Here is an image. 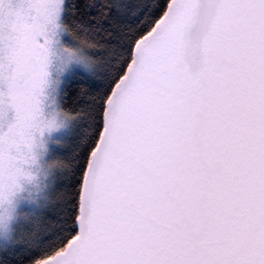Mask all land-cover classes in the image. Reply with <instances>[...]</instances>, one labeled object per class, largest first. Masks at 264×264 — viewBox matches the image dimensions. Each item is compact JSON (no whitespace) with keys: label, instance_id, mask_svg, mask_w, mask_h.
<instances>
[{"label":"snow or ice","instance_id":"1","mask_svg":"<svg viewBox=\"0 0 264 264\" xmlns=\"http://www.w3.org/2000/svg\"><path fill=\"white\" fill-rule=\"evenodd\" d=\"M74 80L86 111L66 107ZM10 253L264 264V0H0Z\"/></svg>","mask_w":264,"mask_h":264},{"label":"trees","instance_id":"2","mask_svg":"<svg viewBox=\"0 0 264 264\" xmlns=\"http://www.w3.org/2000/svg\"><path fill=\"white\" fill-rule=\"evenodd\" d=\"M130 2H147V0H130ZM153 4H155L156 0H151ZM95 59V57H93ZM68 99L66 107L70 110V112H75L78 108H82L83 110H87L88 105L91 103L94 98V93L92 95H88L90 89L87 87V82L84 80H74L70 82L68 85ZM78 152L76 148L75 142L73 138H69L60 152L63 159L67 162H72ZM58 209L55 205L49 209V214L54 215ZM26 246V242L21 244V247ZM0 259L6 260L7 264H11L12 261H16L17 264H23V256L22 254L12 255L11 253L7 257H3L0 255Z\"/></svg>","mask_w":264,"mask_h":264},{"label":"rangeland","instance_id":"3","mask_svg":"<svg viewBox=\"0 0 264 264\" xmlns=\"http://www.w3.org/2000/svg\"><path fill=\"white\" fill-rule=\"evenodd\" d=\"M69 54H74V53H71V51L69 50ZM68 141V140H67ZM66 141V142H67ZM66 142L60 147V152L62 151L63 147L65 146Z\"/></svg>","mask_w":264,"mask_h":264}]
</instances>
